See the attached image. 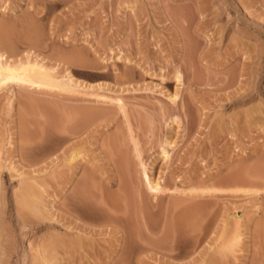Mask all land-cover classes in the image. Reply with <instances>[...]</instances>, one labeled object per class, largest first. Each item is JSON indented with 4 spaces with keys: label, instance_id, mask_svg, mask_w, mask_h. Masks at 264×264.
I'll use <instances>...</instances> for the list:
<instances>
[{
    "label": "rangeland",
    "instance_id": "rangeland-1",
    "mask_svg": "<svg viewBox=\"0 0 264 264\" xmlns=\"http://www.w3.org/2000/svg\"><path fill=\"white\" fill-rule=\"evenodd\" d=\"M3 21L2 49L15 58L33 52L78 86L0 89V264H264V0H0ZM175 92L174 110L167 96ZM94 96L122 99L141 160L160 178L163 192L150 197L159 206L148 211L153 233L139 228L138 193L146 197L147 187L117 105L99 112L100 125L79 121ZM164 109L179 126L169 114L160 121ZM167 138L175 144L165 159ZM23 177L35 179L27 181L33 190ZM210 188L192 217L209 227L195 252L175 258L156 249L181 191ZM125 192L136 205V245L110 257L112 227L100 220ZM73 193L99 206L97 224L65 217ZM224 228L225 240L238 233L240 242L211 261Z\"/></svg>",
    "mask_w": 264,
    "mask_h": 264
},
{
    "label": "bare ground",
    "instance_id": "bare-ground-1",
    "mask_svg": "<svg viewBox=\"0 0 264 264\" xmlns=\"http://www.w3.org/2000/svg\"><path fill=\"white\" fill-rule=\"evenodd\" d=\"M4 10L5 9H3V11ZM1 11H2V9H1ZM1 24L3 25V24H6V23L5 22L4 23L1 22ZM0 27H1L0 28V31H1V30H3L4 25L0 26ZM2 39L3 38H1V40ZM1 44H3V42H1ZM1 47H0V89L1 90H4V89H6L9 86L12 87V88H16L17 87V88H20L21 90H23V88H25V89H28V90L32 89V90H36V91H41L44 88H58V89H62V90H68L70 92H72V91L74 92L76 90V87L78 86V84H77L78 82L74 81V79H73L72 75H70V73L66 72V75H65L66 78H63V76H62L63 80H62V78H60L61 80H59L54 75H52V73L50 72L49 69H47L46 67L43 66L42 61L40 59L38 60V58L37 59L35 58L36 60H34V58H33V60H32L33 52H29V51L27 52L26 51L22 55V56H25V57H19L18 56L17 58H15V56L13 57V55H10L9 52L5 51L4 50L5 48L2 49ZM22 58H24V59H22ZM126 61H127L126 63H128V60H126ZM129 62H130V60H129ZM178 70L179 69H177V71L175 70L176 73L174 72L175 75H173V76H174V80L177 83V85L179 83V85H178V87H179L180 84H182L183 78H182L181 71L179 70L180 71L179 72ZM128 74H129V72L127 74H123L124 76L122 75L121 78L122 79L125 78L126 75H127L126 77H128V76L130 77L131 75H128ZM167 77H168V75H167ZM125 79H123V80L124 81H128V80H125ZM129 80H130V78H129ZM94 97H95L94 99L92 98L90 100L92 102H94L96 104V106L94 105V103L90 104V106H89L90 109L93 110V111L92 110L91 111L94 113V115L93 114L90 115L91 111L87 107L88 108V109H86L87 112H86V110H85V113H83L81 111L83 114H86V113H88V111H90L87 114V116L83 115V116H85V118H83L81 116L82 120L81 119L79 120L78 118L77 119L79 121H84L85 119L87 120V118L89 116V119H91V120L94 119L92 121L94 123L98 119L102 118V114L100 115V113L102 111L111 112L112 111L111 104L115 103V105H117L118 111L121 113V115L123 116V118L125 119V121L127 123V125H126L127 134H128L129 139L131 140L132 145H133L134 156H135V158H137L139 160L138 165L141 168V176H142L141 180L144 183V185H146V187H147V189H146L147 190V192H146V195H147L146 197L147 198L144 196V193L142 191L140 193H138V196L141 197V198H138V200L140 199L138 202H141L140 204L142 205V207H140V208L142 209V214H143V223H141L142 225L140 224L141 227H139V228L140 229L142 228L143 231H145L147 233H153L154 231H156L158 229V227L155 224L152 225V223L149 222V220H148L149 219L148 218V213L149 212L148 211H150V209L152 210V208H154V207H158L159 206L158 201L154 203V202H152L150 200L151 199L150 197H151V194L156 196V195L159 194V192H163V188H162V186L160 184V181H159L160 178L152 180L151 175L148 172V167L141 160L142 153L140 152V150H138L136 140L134 139V136L132 135L131 126H130V116L125 111V107H124V104L122 102V99L121 98L120 99L116 98L114 100L110 99V101H109L105 97H101V96L100 97L99 96L98 97L94 96ZM167 97L170 100L169 101L170 105L171 106L175 105L172 109H174V110L177 109L179 107L178 106L179 104L177 103L178 102V94H177V92L172 93V94L168 95ZM92 105H94V108H93ZM95 107H96V109H95ZM94 109L97 110V111H95ZM164 110H163V112H165V113L163 115H161V117H159L160 121H162L167 116V114H169V112H167V110H165V111ZM109 112H106L104 114H107ZM163 112H161V114ZM78 114L79 113H77V115ZM170 114L168 115L169 117L172 116ZM99 115H100V118H99ZM74 117H73V119L75 120ZM78 117L81 118L80 116H78ZM97 117H98V119H96ZM169 117L168 118L166 117L164 120L169 119ZM170 118L172 120V124L175 123V124H177L179 126L180 117L178 115L177 116L173 115ZM77 119H76V121H77ZM89 119L87 120L88 122L90 121ZM95 119H96V121H95ZM86 120L84 121V123L87 122ZM101 121H102V119H101ZM98 122H96L97 125H100V123L98 124ZM90 123H91V121H90ZM96 123H94V124H96ZM76 124H78V121H77ZM81 125H82V123H81ZM170 128L172 129L171 126H170ZM71 132L72 131H70V133ZM169 139H171V138H167L164 141V146H162L161 152H160L161 155H162V158H165V159H168L170 157V151L168 150V148L171 147V149H173L174 148V144H175L174 143L175 141L169 140ZM114 146H113V148H114ZM78 149L79 148H77L75 150L73 149V151L71 150L72 153L70 152L71 153L70 156H68L67 157L68 159L66 161H64V163L66 164L67 167H71L72 164L74 165V163L72 161V155L76 154V155L81 156V151H80V149L79 150ZM114 150H115V148H114ZM114 153H115V151H114ZM23 178H22V180H23ZM1 179H2V173H0V180ZM30 179L35 180L32 177L31 178L30 177H26V178H24V181H22L21 178H20V182L21 181L22 182H26L25 184L27 185L28 184L27 181L29 182ZM23 184L24 183H22V184L20 183L19 185L23 186ZM30 184H32V183H30ZM30 184H28V187L26 186V188L24 186V188L27 189V190L29 188L31 189L33 187V185L31 187ZM108 184H110V183H108ZM21 188H23V187H21ZM21 190L24 191L23 189H21ZM31 190H33V189H31ZM214 190L212 188H210V189H201V190L194 189V190L189 191V193H186L185 191H181V193L179 194V195H181V197H178L177 198V202H174V205H172V206H174V207H172V210H173L172 215H173V217L171 218V222L165 228V234H164V237H163L164 242H163V244L156 246V249L160 250L161 253L163 252L164 254L171 255V257H175V258L183 257L184 255L187 256V255L191 254L192 252H195V251H193V250H196L195 247H198L199 246L198 244L201 241H203L204 238L206 239V235L209 233V232L207 233V231H209V230H207L209 227H207V229H205V228H203L202 230H201V228L199 229L198 228V224L199 223L197 222L198 224H196V222H194L192 217L197 211H199V205H200L199 204V200L200 199L202 200V198H205V196L206 197H208V196L210 197V195L212 194V192ZM28 193H24V194H28ZM31 193H32V191H31ZM31 193H29L30 194L29 196H32ZM123 193L121 194V196H120V194L115 195L116 199H114V197L110 196V197H112L114 199L113 200L114 203L112 205V208H110V207H108V208L106 207L105 208L107 210L110 208V210L107 211V210L104 209L105 211H107L109 213H107V215H105V212L103 211L104 212L103 215H105V216L102 219L101 218L98 219V217H97L98 216V212L101 211V209H100L101 207L99 208L100 210H98L99 206L97 205L98 207H96V206H94V204H90L91 202L89 203V201H86L87 199L85 200V197H82L84 195H80L81 193H77V195L73 193L74 195L72 194V197L69 196L70 199L68 200V202H66V205H63L66 208L65 213L67 212L69 214V217L68 216L67 217L68 218L72 217L73 220L75 221L74 223H77L78 220H79L78 222H80V220H86V221L90 222V224H92V223L94 224L98 220L101 219L100 222H102L105 225H110L112 227V236L114 238V241H113L112 246H111L110 251H109L110 257H112L114 254H117V253L121 254V253H124V252H126L128 250H133L135 245H136V238H137L136 237V230L139 229V228L137 227L138 224L135 223V220L132 217V215H133L132 212H135L133 210L135 209L136 205L134 204L135 206L133 205L134 206V208H133L132 204L134 202L132 203V201L130 199L131 197L129 195H126V192H125V195ZM107 197L109 198V196H107ZM118 198L122 199V201L120 199V201L122 203L119 201ZM145 198L147 200H145ZM105 201L107 202V199ZM116 201H118V204H115ZM49 202H51V201H49ZM108 202H110V201H108ZM119 202L122 204V206L119 205ZM37 203L39 205L40 201L37 202V200H36L35 204H37ZM52 203L53 202H51V204ZM135 203L137 204V202H135ZM108 204L110 206V203H108ZM41 205L43 206V204H41ZM48 205L49 204H47V206ZM139 205L137 204V206H139ZM44 206L41 209H43ZM49 206L51 208V205H49ZM130 206L132 207L133 210L131 209ZM36 207H38V206H36ZM46 209H49V208H46ZM73 209H76V212L78 210L79 214L76 215V213H74L75 211ZM136 209H137V207H136ZM34 210H35V208H34ZM37 210L40 211L39 208ZM50 210H53V209H50ZM113 210L116 212V214H114L115 212L113 214L111 213V212H113ZM176 210H178V211L175 213ZM38 211H37V213H39ZM42 211H45V209L42 210ZM42 211H40V213H42L44 215H46L47 212H48V214L51 212V211L49 212L48 210H46L45 211L46 213H43ZM137 211H139V210H137ZM67 213L65 214V217H66ZM50 216H53V215H50ZM100 216H102V214ZM196 216H197V214H196ZM185 217H187V219H189V221H187V220L184 221L183 219ZM194 218H196V217L194 216ZM65 220H66V218H65ZM87 224H89V223H87ZM77 225H75V226H77ZM84 225H86V224L80 225L79 228H82L84 230V232H85L87 227H88V225L86 227ZM262 226H263V229H264V222H262ZM91 227L92 226H90V229H88L87 232L90 230V232L92 231V233H94L93 231H95V230H93ZM259 227H260V225H259ZM140 231H142V230H140ZM222 231H223L222 235L219 236L220 237L219 238L220 239V243L218 245L217 250L213 249L214 253L212 251L209 253L210 255L212 253L211 257H210V255L208 256V257H210L209 260H211V261L215 259L216 255L218 256L220 254L221 256H224L225 251L228 250V249H232L236 244H238L237 242L240 240V235L238 233L233 235L232 238H230L228 240H225L226 228H224V230H222ZM90 232H88V233H90ZM262 233H263V231H262ZM79 235H81V234L79 233ZM85 236H86V234H85ZM81 238H82V235H81ZM55 242H57V240ZM84 242H85V239H84V241L81 240V243H84ZM161 242H162V240H161ZM53 244H56V243H53ZM75 244H78V243L76 242ZM155 244H157V242ZM71 245H74V244H72V242H71ZM29 246H30V242L28 244V247ZM52 247H50V248H52ZM58 247H59V245H58ZM73 247H75V246H73ZM211 247L212 246H210V248ZM47 248L48 247L42 246V248L40 249L41 251L39 250L40 255H41V253H45L44 251H47L48 250ZM50 250H52V249H50ZM54 250H55V248H54ZM44 255L45 254H43L41 256L42 259L45 258ZM193 259L194 258H192L191 261ZM45 260H46V258H45ZM191 261L189 262V264H192ZM194 261H193V264H194ZM216 261H217V259L215 261H213V262L215 263ZM47 263L50 264V262H46V264ZM209 264H211V262Z\"/></svg>",
    "mask_w": 264,
    "mask_h": 264
}]
</instances>
